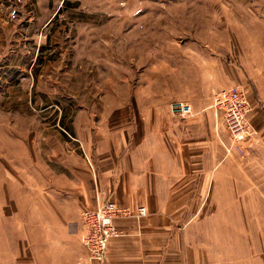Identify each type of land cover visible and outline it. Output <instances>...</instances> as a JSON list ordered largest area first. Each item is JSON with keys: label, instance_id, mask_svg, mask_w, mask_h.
I'll list each match as a JSON object with an SVG mask.
<instances>
[{"label": "rangeland", "instance_id": "1", "mask_svg": "<svg viewBox=\"0 0 264 264\" xmlns=\"http://www.w3.org/2000/svg\"><path fill=\"white\" fill-rule=\"evenodd\" d=\"M249 62L264 75V0H0V171L81 176L98 128L166 81ZM210 255L264 264V231L213 232Z\"/></svg>", "mask_w": 264, "mask_h": 264}, {"label": "crops", "instance_id": "2", "mask_svg": "<svg viewBox=\"0 0 264 264\" xmlns=\"http://www.w3.org/2000/svg\"><path fill=\"white\" fill-rule=\"evenodd\" d=\"M251 66L200 67L178 87L166 81L139 101L129 124L98 128L92 168L81 176L27 188L1 170L0 264H213V232L264 231V75ZM237 83L251 104L244 155L227 149L213 105L217 91ZM172 99L192 113H171ZM104 198L131 214L114 219L119 234L96 260L81 243L80 212Z\"/></svg>", "mask_w": 264, "mask_h": 264}, {"label": "built area", "instance_id": "3", "mask_svg": "<svg viewBox=\"0 0 264 264\" xmlns=\"http://www.w3.org/2000/svg\"><path fill=\"white\" fill-rule=\"evenodd\" d=\"M213 105L221 109L223 113L224 124L231 139L227 149L234 147L240 154H243L244 142L252 130L248 119L251 104L244 87L241 84H234L217 91L213 97ZM168 107L171 113L182 118L193 111L190 103L180 99L170 100ZM129 212L127 207L118 205L110 198H104L94 206L81 210L83 233L80 240L92 259L101 260L105 257L109 239L119 234L114 219L119 215L129 214ZM145 213L144 205L137 206V215Z\"/></svg>", "mask_w": 264, "mask_h": 264}]
</instances>
